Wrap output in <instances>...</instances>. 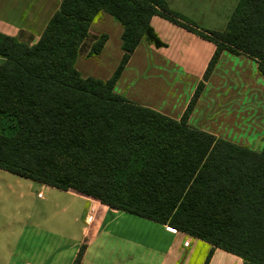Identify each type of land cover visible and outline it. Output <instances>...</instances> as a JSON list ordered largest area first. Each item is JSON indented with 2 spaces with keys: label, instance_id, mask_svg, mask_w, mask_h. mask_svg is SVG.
Masks as SVG:
<instances>
[{
  "label": "trees",
  "instance_id": "obj_1",
  "mask_svg": "<svg viewBox=\"0 0 264 264\" xmlns=\"http://www.w3.org/2000/svg\"><path fill=\"white\" fill-rule=\"evenodd\" d=\"M101 13L123 28V60L106 81L76 67ZM154 16L217 45L205 78L221 51L256 61L264 77V0H240L222 32L199 29L166 0H62L36 44L0 32V170L264 264V147L255 152L190 126L191 106L176 120L115 92L142 40L163 46Z\"/></svg>",
  "mask_w": 264,
  "mask_h": 264
},
{
  "label": "crops",
  "instance_id": "obj_2",
  "mask_svg": "<svg viewBox=\"0 0 264 264\" xmlns=\"http://www.w3.org/2000/svg\"><path fill=\"white\" fill-rule=\"evenodd\" d=\"M239 1L166 0L172 12L209 32L225 30ZM61 2L0 0V32L34 45ZM151 26L163 46L142 40L115 92L180 120L202 85L204 93L188 124L193 127L195 116L198 124L215 126H195L201 131L240 146H257L264 136V77L256 61L226 51L225 62L207 80L217 51L214 42L160 16L151 19ZM122 34L121 24L110 15L97 17L77 58L82 76L104 81L114 76L124 56ZM101 36L106 40L94 56L92 45ZM83 246L81 264H244L167 225L0 170V264H74Z\"/></svg>",
  "mask_w": 264,
  "mask_h": 264
},
{
  "label": "rangeland",
  "instance_id": "obj_3",
  "mask_svg": "<svg viewBox=\"0 0 264 264\" xmlns=\"http://www.w3.org/2000/svg\"><path fill=\"white\" fill-rule=\"evenodd\" d=\"M97 20V19H96ZM102 37L103 36H101V37H99L96 41H95V43L96 44H98V43H100V41L102 40ZM222 46V45H221ZM226 51H221V53H220V55H219V57L217 58V61H216V64H215V66L213 67V69L211 70V72H210V74L206 77L207 78V80H208V78H210L211 76H212V74H213V72H214V70L220 65V64H222L223 62H225L224 61V57H226V53H225ZM229 61V60H228ZM230 66V64H227V65H225V68H224V70L226 69V68H228ZM210 76V77H209ZM204 90H205V88L201 85L196 91H195V95L193 96V98H192V100H191V103H190V105H189V108H190V106L192 107V109L190 108V112H189V115H191L194 111H195V109H196V107H197V104H198V102H199V99L201 98V96L203 95V93H204ZM200 105H202V103L200 104ZM199 111V108H198V110H197V112ZM196 112V113H197ZM202 118V117H201ZM200 122V121H199ZM198 127V126H204V128H213V127H215L214 125H212L210 122H206V123H204V124H198L197 122H195V116H194V121H193V127L194 128H196V127ZM226 136H228L227 134H225ZM235 143V142H234ZM237 144V143H236ZM244 144V143H243ZM239 145V144H238ZM241 146H244V147H246V148H249V149H251V150H253V151H255V152H261L262 151V149H263V147H264V136L261 138V140H260V142L259 143H257V146H253V147H249V146H246V145H241ZM214 250H216V249H214ZM213 250V251H214ZM218 250V249H217ZM220 250V249H219Z\"/></svg>",
  "mask_w": 264,
  "mask_h": 264
},
{
  "label": "built area",
  "instance_id": "obj_4",
  "mask_svg": "<svg viewBox=\"0 0 264 264\" xmlns=\"http://www.w3.org/2000/svg\"><path fill=\"white\" fill-rule=\"evenodd\" d=\"M39 196L41 197V195H40V194H39ZM88 218H89V219H91V217H90V216H89ZM169 228H171V227H169ZM171 229H173V228H171Z\"/></svg>",
  "mask_w": 264,
  "mask_h": 264
}]
</instances>
